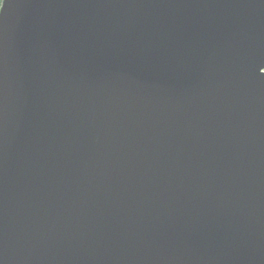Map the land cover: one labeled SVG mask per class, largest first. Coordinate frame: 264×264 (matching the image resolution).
Listing matches in <instances>:
<instances>
[{"label": "water", "instance_id": "1", "mask_svg": "<svg viewBox=\"0 0 264 264\" xmlns=\"http://www.w3.org/2000/svg\"><path fill=\"white\" fill-rule=\"evenodd\" d=\"M0 10V264H264V0Z\"/></svg>", "mask_w": 264, "mask_h": 264}, {"label": "snow or ice", "instance_id": "2", "mask_svg": "<svg viewBox=\"0 0 264 264\" xmlns=\"http://www.w3.org/2000/svg\"><path fill=\"white\" fill-rule=\"evenodd\" d=\"M0 12H2V10H0ZM261 69H264V68H261ZM261 69H260V72H261Z\"/></svg>", "mask_w": 264, "mask_h": 264}, {"label": "trees", "instance_id": "3", "mask_svg": "<svg viewBox=\"0 0 264 264\" xmlns=\"http://www.w3.org/2000/svg\"><path fill=\"white\" fill-rule=\"evenodd\" d=\"M0 4H1V0H0Z\"/></svg>", "mask_w": 264, "mask_h": 264}]
</instances>
